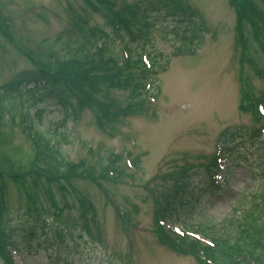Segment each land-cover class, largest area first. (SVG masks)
Here are the masks:
<instances>
[{"label":"rangeland","instance_id":"obj_1","mask_svg":"<svg viewBox=\"0 0 264 264\" xmlns=\"http://www.w3.org/2000/svg\"><path fill=\"white\" fill-rule=\"evenodd\" d=\"M90 1L99 4L98 0H0V86L33 68L16 46L36 60L56 56L62 60L67 38L59 40V36L71 29L76 15L88 19L89 26L104 23L100 10L94 12ZM114 1L119 7L140 0ZM161 1L198 11L209 33L203 50L194 57H175L170 44L157 39L158 52L170 59L167 71L159 75V88L152 91L158 93L157 101L145 100L129 116H108L106 120L86 108L78 123L62 124L58 111L43 102L39 105L46 111L43 122L39 121L30 105L34 100L24 95L0 119V172L9 170L6 157L19 159L15 171L28 165L32 148L23 129L33 131L34 125L50 140L60 141L69 161L107 173L102 179L105 182L98 180L100 185L90 179L75 181L84 197L88 196L92 214L84 219L79 203L71 199L72 209L65 210L59 221L78 227L73 231L76 237L80 227H87L92 238H79L75 248L63 252L53 249V260L63 257L68 264H199L193 256L171 249L158 234L155 220L162 195L185 173L193 199L178 222L186 220L228 237L250 205L264 200V144L252 137L237 140L236 153L218 179L211 181L206 172L225 129L264 130V116L258 119L250 109L264 100V50L248 24L246 30L238 27L240 1ZM252 1L263 14L257 23L264 29V0ZM240 34L247 38L245 47ZM114 56L123 63V55ZM115 95L124 98L122 93ZM241 106L246 110L241 111ZM8 194L11 216L20 220L25 202L13 184ZM51 212L53 209L47 211L49 217ZM20 253L24 259L19 261L18 256L17 264H53L43 252L33 257ZM0 264H4L1 258Z\"/></svg>","mask_w":264,"mask_h":264},{"label":"trees","instance_id":"obj_2","mask_svg":"<svg viewBox=\"0 0 264 264\" xmlns=\"http://www.w3.org/2000/svg\"><path fill=\"white\" fill-rule=\"evenodd\" d=\"M238 1L240 31L246 30L248 24L256 43L264 50V29L257 23L258 16L263 14L258 13L259 8L252 0ZM98 2L90 1L89 5L96 13L100 10L104 23L89 26L88 19L76 15L71 29L66 31L67 36H59V40L67 38L62 60L56 56L44 62L37 59L38 62L32 53L16 46L17 52L24 55L33 68L18 73L0 86L1 120L8 107L14 105L13 101L24 95L34 100L29 101L32 102L30 105L34 106L35 114L42 122L46 111L43 105H39L42 102L58 111L64 121L62 124L78 123L86 108L103 120L108 116H129L145 100L156 99L158 93H151V90L159 88V75L170 64V59L158 52L157 39L170 44L175 57H194L206 44L209 28L198 11L172 6L161 0H140L119 7L114 0ZM231 3L236 4V0H231ZM240 40L245 47L246 36L240 34ZM116 54L123 55V63L114 56ZM66 75H70L71 80H67ZM89 78L92 80L87 82ZM76 79L78 83L74 84ZM117 92L124 98H118ZM246 95L249 96L248 93ZM258 103L250 109L260 119ZM22 104L25 106L24 101ZM240 108L246 110L243 106ZM23 132L32 148L28 165L15 171L14 165L19 159L6 157L5 164L10 166L9 170L0 172V258L4 264H15V255H21L20 252L28 257L43 252L53 264H68L63 257L53 260L52 250L63 252L72 246L75 248L79 238H92L87 227H80L81 234L76 237L73 231L78 227L59 221L65 210L72 209L71 199L79 203L84 219L88 213L92 214L88 196L84 197L75 181L90 179L100 185L98 180L104 179L107 173L69 161L59 145L60 141L50 140L34 125L33 131L24 128ZM245 137L264 144L258 128L247 132L228 128L218 138L223 154L219 157L235 154L237 140ZM216 166L215 161L210 167L208 165L207 174L211 175ZM187 175L182 174L162 195L155 214L157 232L168 246L178 253L193 256L199 264H264V200L262 204L250 205L247 215L239 220L241 223L228 237L218 235L214 229H195L191 222H186L182 235H173L165 228L166 224L180 219L184 208L193 199ZM11 184L19 190L25 202L22 208L25 213L20 220L11 216L8 194ZM50 209L53 212L49 217L47 211Z\"/></svg>","mask_w":264,"mask_h":264}]
</instances>
